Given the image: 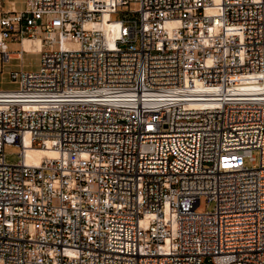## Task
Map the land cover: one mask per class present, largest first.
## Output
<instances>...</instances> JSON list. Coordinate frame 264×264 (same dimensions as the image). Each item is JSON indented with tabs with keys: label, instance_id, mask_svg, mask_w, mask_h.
<instances>
[{
	"label": "built area",
	"instance_id": "built-area-1",
	"mask_svg": "<svg viewBox=\"0 0 264 264\" xmlns=\"http://www.w3.org/2000/svg\"><path fill=\"white\" fill-rule=\"evenodd\" d=\"M25 6L0 12L1 64L42 44L0 92V264H264V0Z\"/></svg>",
	"mask_w": 264,
	"mask_h": 264
},
{
	"label": "rangeland",
	"instance_id": "rangeland-1",
	"mask_svg": "<svg viewBox=\"0 0 264 264\" xmlns=\"http://www.w3.org/2000/svg\"><path fill=\"white\" fill-rule=\"evenodd\" d=\"M15 9L18 12H23L26 9L25 0H0V12L1 11H11ZM138 6L132 4L129 8L131 11L137 9ZM127 8L119 10L118 14L112 16L113 21H122L124 18V13L127 12ZM124 12V13H123ZM2 28L0 27V31ZM8 52L12 55L17 54L22 51V46L20 42H8ZM41 68V55L37 52H32L30 50L23 49L22 59H13L8 63H0V92H16L19 90V85L13 83L11 77L12 73H36ZM6 161L9 164H16L20 158V150L17 148H6ZM202 213L206 211H213L214 203L208 202L205 198L201 199ZM211 264V263H208Z\"/></svg>",
	"mask_w": 264,
	"mask_h": 264
},
{
	"label": "bare ground",
	"instance_id": "bare-ground-1",
	"mask_svg": "<svg viewBox=\"0 0 264 264\" xmlns=\"http://www.w3.org/2000/svg\"><path fill=\"white\" fill-rule=\"evenodd\" d=\"M108 17L106 16L103 22L96 24L94 27L103 35L108 38L109 40L117 37L118 35V24L115 23H108ZM24 49L30 50L32 52H40L42 49V44L39 40H30L25 39L23 44ZM73 48L77 49L76 45H72ZM29 142V141H27ZM57 156L54 151L49 150H41V149H28L26 151V163L28 165L38 167L45 158L53 159Z\"/></svg>",
	"mask_w": 264,
	"mask_h": 264
}]
</instances>
